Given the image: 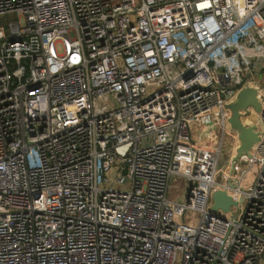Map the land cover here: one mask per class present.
I'll return each instance as SVG.
<instances>
[{
    "label": "built area",
    "instance_id": "2783aa9c",
    "mask_svg": "<svg viewBox=\"0 0 264 264\" xmlns=\"http://www.w3.org/2000/svg\"><path fill=\"white\" fill-rule=\"evenodd\" d=\"M11 13L0 264H264V0H0ZM247 87L259 139L233 162L226 106Z\"/></svg>",
    "mask_w": 264,
    "mask_h": 264
},
{
    "label": "water",
    "instance_id": "95a60500",
    "mask_svg": "<svg viewBox=\"0 0 264 264\" xmlns=\"http://www.w3.org/2000/svg\"><path fill=\"white\" fill-rule=\"evenodd\" d=\"M226 107L230 111V117L228 119L230 129L237 132V138L239 141L236 155L232 159L233 162H236L243 155L250 157V150L259 139L255 132V126L245 125L240 120V111H247L248 107H252L255 113L259 112L260 104L258 102L257 91L250 87L242 89L238 93L235 101ZM223 163L224 159L223 157H220L219 165H222ZM123 173L125 174V171ZM212 200V210H221L223 213L228 212L230 207L236 204L225 191L214 192L212 194Z\"/></svg>",
    "mask_w": 264,
    "mask_h": 264
},
{
    "label": "rangeland",
    "instance_id": "374dc122",
    "mask_svg": "<svg viewBox=\"0 0 264 264\" xmlns=\"http://www.w3.org/2000/svg\"><path fill=\"white\" fill-rule=\"evenodd\" d=\"M16 17H17V15L14 14V13L7 14V15H4V16H0V25H3V26H5L7 28L8 24L13 22V21H16V19L20 22V24H22L23 23V18L20 15L18 16V18H16ZM256 118H257L256 113L253 111L252 108H250V109H248V112L246 113V116L243 118V122L244 123H248V124L249 123L254 124V122L256 121ZM214 143H215L214 140H208L207 142L202 144V148H208V146L210 147V145L214 144ZM229 144H231V143L228 141V138H225L223 146H222V156H223V159H224V163L221 165V168L225 167L224 165H225L226 161L228 160L229 148H230ZM249 166H250V163H249L248 160H244V161L238 163L237 166H236V168H237V171H236L237 176H240L241 171L243 169H248ZM255 174H256V169H252L249 172L248 177L242 183V188L243 189H246L247 185H252V183L254 182V180L256 178ZM215 181L217 183H221L222 182V174L221 173L216 175ZM178 183H179V181H178V179L176 177L171 179L170 188L168 190V196L169 197H172V196L176 195L175 187H177ZM187 189H188V185L185 184V186L182 187L181 193L174 200H176L177 202L184 201L186 193H187Z\"/></svg>",
    "mask_w": 264,
    "mask_h": 264
},
{
    "label": "crops",
    "instance_id": "0c3cea01",
    "mask_svg": "<svg viewBox=\"0 0 264 264\" xmlns=\"http://www.w3.org/2000/svg\"><path fill=\"white\" fill-rule=\"evenodd\" d=\"M249 124H251V123H249ZM242 159H244V158H242ZM234 176H235V170L233 171V174L231 176V179L234 180V182H235L236 180H235Z\"/></svg>",
    "mask_w": 264,
    "mask_h": 264
},
{
    "label": "bare ground",
    "instance_id": "6f19581e",
    "mask_svg": "<svg viewBox=\"0 0 264 264\" xmlns=\"http://www.w3.org/2000/svg\"><path fill=\"white\" fill-rule=\"evenodd\" d=\"M253 111H254V110H253ZM247 112H248V110H247ZM247 112H246V113H247ZM251 125H254V124H251ZM233 171H234V170H233ZM233 171H232V174H233ZM231 176H232V175H231ZM232 181L234 182V180H232ZM235 182H237V181H235Z\"/></svg>",
    "mask_w": 264,
    "mask_h": 264
}]
</instances>
